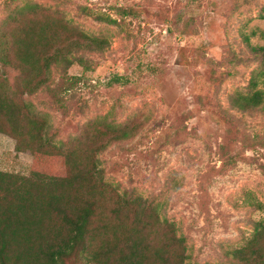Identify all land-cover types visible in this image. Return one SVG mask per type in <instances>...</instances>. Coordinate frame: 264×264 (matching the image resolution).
Instances as JSON below:
<instances>
[{"label": "rangeland", "instance_id": "obj_1", "mask_svg": "<svg viewBox=\"0 0 264 264\" xmlns=\"http://www.w3.org/2000/svg\"><path fill=\"white\" fill-rule=\"evenodd\" d=\"M29 1L102 40L86 52L87 68L69 67L79 78L64 107L45 87L22 96L48 115L55 140L106 113L139 122L134 136L98 154L105 179L153 199L191 260L233 264L229 252L264 224V110L230 104L262 66L254 47L264 46V0H0V25ZM113 73L126 82H110ZM5 75L16 72L0 63ZM51 79L61 82L56 67ZM14 143L0 132V170L26 176L33 156ZM41 164L50 169L46 158Z\"/></svg>", "mask_w": 264, "mask_h": 264}, {"label": "trees", "instance_id": "obj_2", "mask_svg": "<svg viewBox=\"0 0 264 264\" xmlns=\"http://www.w3.org/2000/svg\"><path fill=\"white\" fill-rule=\"evenodd\" d=\"M100 44L34 1L16 6L0 25V63L16 72L12 81L0 76V132L14 138L16 151L33 156L26 176L0 170V264H200L153 199L105 179L98 154L134 136L139 122H116L106 113L69 141H57L48 115L22 97L45 87L64 107L65 92L79 78L68 77L69 67L87 68L86 52ZM254 49L262 54L261 68L253 70L248 91L230 95L244 113L264 110V46ZM53 67L61 82L51 86ZM229 254L233 264H264V224Z\"/></svg>", "mask_w": 264, "mask_h": 264}, {"label": "crops", "instance_id": "obj_3", "mask_svg": "<svg viewBox=\"0 0 264 264\" xmlns=\"http://www.w3.org/2000/svg\"><path fill=\"white\" fill-rule=\"evenodd\" d=\"M7 136V135H6ZM14 145H15V143H14ZM14 149V151L16 152V153H19V152H21V151H16L15 150V148H13ZM14 157H15V155H14ZM16 159V158H15Z\"/></svg>", "mask_w": 264, "mask_h": 264}]
</instances>
